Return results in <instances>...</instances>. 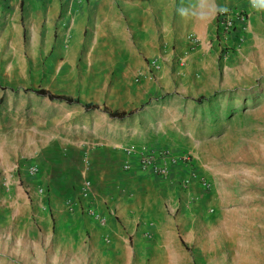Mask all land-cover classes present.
Masks as SVG:
<instances>
[{
	"label": "rangeland",
	"instance_id": "rangeland-1",
	"mask_svg": "<svg viewBox=\"0 0 264 264\" xmlns=\"http://www.w3.org/2000/svg\"><path fill=\"white\" fill-rule=\"evenodd\" d=\"M58 1L59 6L35 0L38 6L29 9L23 0L12 7L0 3V190L3 184L11 190L10 199L0 193V211L9 210V201L18 208L22 197V214L11 218V226L0 217V264H65L43 257L52 253L35 222L37 189L49 195L42 184L43 150L63 158L74 149L110 143L124 154L136 145L189 155L210 184L207 190L176 187V208L167 210L175 231L166 237L178 247L176 259L166 262L147 238L150 251L132 253L129 264H264V0L252 11L239 46L225 49L213 28L199 48L162 47L158 55L173 56L161 58L151 80L141 76L151 55L120 53L91 34L87 23L72 21L85 5ZM201 2L217 9L248 4ZM128 85L138 94L133 89L130 98L120 95ZM37 89L79 104L26 92ZM87 103L135 113L112 120L101 110H84ZM33 164L40 172L31 179L24 169ZM83 178L88 179H78V186ZM23 225L29 230L19 242ZM93 260L85 262L115 264Z\"/></svg>",
	"mask_w": 264,
	"mask_h": 264
},
{
	"label": "crops",
	"instance_id": "crops-1",
	"mask_svg": "<svg viewBox=\"0 0 264 264\" xmlns=\"http://www.w3.org/2000/svg\"><path fill=\"white\" fill-rule=\"evenodd\" d=\"M18 1L21 0H0V3L12 7ZM48 2L58 6L60 3L58 0ZM69 2L75 4L72 0ZM34 5L38 6L35 0H23L27 9ZM82 5L85 6L80 12H75L72 21L87 23L91 34L100 37L103 43L113 44L120 53L128 56L151 55V59L159 57L164 60L172 57V52L159 55L157 52L169 46H175L177 51L187 48V51L190 48L186 40L189 35L198 39L199 48L208 31L215 29L216 12L220 9L215 3L205 4L201 0H93L88 6ZM192 51L195 52L194 49ZM133 89L132 85H128L120 95L130 98L136 90ZM119 107L112 110L124 109V106ZM125 160V154L111 143L88 151L74 149L69 155L64 154L63 158L53 149L43 150L40 159L42 184L49 195L45 193L37 197L35 222L42 228L43 246L52 253L44 252L43 257L61 259L65 264H87L93 259L99 263L129 264L132 253L136 252L139 257L147 249L150 251L151 246L146 245L145 240L151 238L155 244L151 248L161 251L166 262L176 259L174 251L178 247L173 238L168 240L166 237L175 231L167 210L171 212L176 208L177 184L142 173L135 161H132L130 171H124L122 164ZM83 176L92 182L95 210L107 217L105 226L98 225L85 215H70L64 207V194L75 190L73 196H76L78 179ZM179 176L183 174H177L176 178ZM3 186L1 195L10 199V188L7 184ZM21 198L18 208L9 201V210L0 211V217L4 222L9 220L10 226L11 218L22 214ZM11 206L13 209H10ZM23 207L26 208L25 200ZM27 229V225L19 227V242ZM147 232L150 237L144 236ZM8 234L9 238L10 232ZM10 249L4 248L5 251Z\"/></svg>",
	"mask_w": 264,
	"mask_h": 264
},
{
	"label": "built area",
	"instance_id": "built-area-1",
	"mask_svg": "<svg viewBox=\"0 0 264 264\" xmlns=\"http://www.w3.org/2000/svg\"><path fill=\"white\" fill-rule=\"evenodd\" d=\"M93 0H72L75 4H85ZM262 0H248L247 6H233L230 8H220L216 12L215 30L216 38L229 50L232 47L227 45L239 46L244 42L249 25L250 15ZM226 9V10H225ZM186 40L190 47L198 44V39L193 35L187 36ZM184 61V59H179ZM161 58L149 59L146 69L141 75L142 78L151 80L161 70ZM126 160L122 164L124 171H130L135 161L138 169L142 173L150 174L161 180L174 182L183 189L189 188L196 183L203 189L210 188L209 182L196 169L193 160L189 155H173L166 149H152L147 146L129 145L124 149ZM184 171L183 176L177 177L179 172ZM40 168L38 164H33L24 169V175L28 178L38 176ZM39 195L45 194L44 188H38ZM64 207L70 215H85L96 221L100 226L107 224V217L95 210V199L91 181L83 178L78 187L76 196H69L63 200ZM145 237H150V233H145Z\"/></svg>",
	"mask_w": 264,
	"mask_h": 264
},
{
	"label": "trees",
	"instance_id": "trees-1",
	"mask_svg": "<svg viewBox=\"0 0 264 264\" xmlns=\"http://www.w3.org/2000/svg\"><path fill=\"white\" fill-rule=\"evenodd\" d=\"M26 92H33L35 95L43 98H47L50 101L64 102L68 105L79 104V101L75 98L66 95L54 94L45 89L27 90ZM82 107L86 111L101 110L103 113L107 114L109 118H111L112 120H119V121L131 117L135 113V111L126 112L123 110H111L106 106H99L93 103L84 104L82 105Z\"/></svg>",
	"mask_w": 264,
	"mask_h": 264
},
{
	"label": "clouds",
	"instance_id": "clouds-1",
	"mask_svg": "<svg viewBox=\"0 0 264 264\" xmlns=\"http://www.w3.org/2000/svg\"><path fill=\"white\" fill-rule=\"evenodd\" d=\"M226 10V9H225Z\"/></svg>",
	"mask_w": 264,
	"mask_h": 264
}]
</instances>
